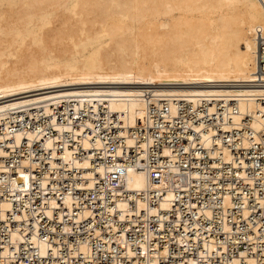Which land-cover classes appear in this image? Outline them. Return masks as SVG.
<instances>
[{"label":"bare ground","instance_id":"obj_1","mask_svg":"<svg viewBox=\"0 0 264 264\" xmlns=\"http://www.w3.org/2000/svg\"><path fill=\"white\" fill-rule=\"evenodd\" d=\"M2 3L0 156L9 158L13 153L22 152L27 157L28 153L27 158L21 159L25 163L30 161L29 155L35 157L37 146L50 148L51 154L62 146L65 158L74 160L78 146L69 147L71 143L67 141L73 138L81 142L85 129L94 127L91 118L98 114H104L115 126L123 125V130L118 131L126 136L125 142L131 146L135 138L126 134L127 129L141 125L149 104L161 105L160 100H165L172 113L185 102L192 107L208 103L212 113L218 102L227 104L236 100V113L230 106L219 127L225 132L244 128L246 122L242 118L248 113L251 133L248 139L238 133L234 143L238 145L242 139V145L248 149L259 143L257 147L264 150V70L260 71L259 67L260 42H264V0H10L5 5ZM58 108L64 109L61 121L53 116L54 109ZM68 108L73 110V115L82 112L87 118L80 113L75 124L68 115ZM27 115L33 119V127L31 120L22 121ZM46 115L50 117L51 126L49 122L38 123ZM152 119L151 124L159 123L156 116ZM165 120L161 121L160 133L166 129ZM184 122L198 131L205 147L213 144L212 135L216 131L213 125L203 132V124L196 125L198 122L192 120ZM52 127L56 135L45 138ZM92 133L94 143L83 140L82 145L103 149V140L94 131ZM134 136L141 140L137 131ZM24 141L26 145L23 146ZM151 142L154 144L152 137ZM215 142L227 145L222 135L215 138ZM222 151L229 156L227 149ZM39 156L42 157L40 153ZM89 158L77 165L86 167L91 164ZM36 164L32 163L33 169L37 168ZM259 168L253 178L255 181L263 178L264 182V165ZM13 172L14 168L1 159L0 176L14 175ZM15 178L11 180L12 188L18 186ZM125 182L129 190L138 191L147 189L149 184L146 173L131 167L126 171ZM174 197L176 192L168 190L159 206L169 209ZM6 203L2 201L1 208L5 209ZM115 203L121 210L120 218L131 216L126 199L115 200ZM236 204L231 203L232 206ZM138 205L139 208L144 206L141 200ZM187 205H196L199 215L210 211L209 207L203 208L196 203ZM145 207L151 213L158 211L155 206L145 204ZM105 208L110 214L113 212L108 203ZM87 214L85 211L76 220L86 218ZM7 217L6 213L0 214L6 225H10ZM13 218L20 220L21 216L15 214ZM235 218L224 215L227 225L221 229L233 239L235 246L240 236L257 251L259 240V254L264 264V230L251 228L260 235L248 237V232L237 223L233 231L228 221ZM259 223L256 221L257 227ZM109 224L113 227L108 228L109 231L117 227L114 221ZM193 227L184 226L183 232L170 233L168 240L183 245L171 254L181 255L190 248V257L176 264H199L206 260L211 264L208 254H220L217 248L224 247L225 243L217 232L210 234L194 222ZM91 228H94L93 234L107 241V249L111 250V242L121 244L124 249L122 255L114 254L113 261L107 264H145L133 251L135 242L127 238L128 228L110 239L100 234L98 225ZM193 231L195 233L190 236ZM142 234L150 240L154 236L150 230ZM7 235L23 239L12 230ZM32 240L36 242L34 237ZM140 245L152 264H158V257L170 253L168 242L157 251L155 258L144 252V243ZM242 259L254 264L248 258L247 249L232 255L226 262L237 264Z\"/></svg>","mask_w":264,"mask_h":264},{"label":"built area","instance_id":"obj_2","mask_svg":"<svg viewBox=\"0 0 264 264\" xmlns=\"http://www.w3.org/2000/svg\"><path fill=\"white\" fill-rule=\"evenodd\" d=\"M259 55V67L263 71L264 42H260ZM235 101L230 100L227 104L218 102L212 113L209 112L208 103L192 107L185 102L177 107L175 113L170 111L165 100H160L161 105L158 106L149 104L144 122L126 131L128 136L135 138V143L131 146L126 144V136L118 131L123 130V125L115 126L104 114H98L91 118L94 127L85 129L81 142L68 137L67 142L71 143L69 147L74 144L78 146L74 160L65 158L62 146L56 148L54 154H51L53 151L50 148L37 146L35 157L29 155L30 161L25 163L21 159L27 158L28 153L27 157L22 152L13 153L9 158L0 156V160L8 167L14 168V175L9 173L8 176H0V214H8L6 219L11 222L6 225L5 220L0 218V264H107L113 261L114 254L122 255L124 249L116 242L110 243L111 250L107 249V241L92 233L94 228L91 227L96 225L101 227L100 234L107 239L128 228L127 238L135 242L133 251L144 259L145 264L152 263L146 258L140 243L146 246L144 252L155 258L157 251H161L168 242L170 253L158 257V264H176L190 257L191 249L188 248L181 255H172L171 251H177L183 245L167 238L171 232H183L184 226L194 228L193 222L198 228L209 230L210 234L217 232L225 243L224 247L217 248L220 254H208L207 259L211 264H231L226 259L246 249L248 258L254 264H262L259 240L256 247L258 252L253 251L252 244L240 236L235 246L233 239L221 229L227 225L223 219L227 215L236 217L235 220L228 221L233 231L237 228V223L241 228L244 227V232H248V237L260 235L251 228L264 230V182L263 178L261 181L253 178L260 170L259 167L264 165V150L261 146L257 147L259 143L248 149L242 145V139L238 145L234 143V136L238 133L247 139L248 133H251L248 130V113L242 118L246 122L244 128L225 132L219 127L230 106L233 107V113H236ZM63 110L54 109L56 121L62 120L60 115ZM67 112L74 123H78V114L82 112L73 115L70 108ZM153 116L157 117L158 124H151ZM82 117L87 118V115L82 113ZM164 118L166 129L160 133L159 128ZM29 120L33 127L34 121L29 115L22 119L23 122ZM189 120L198 122L196 125L203 124V132L210 125L216 128L211 146L205 147L198 131L185 124L184 121ZM38 121L42 125L47 122L52 125L49 115ZM228 121L231 122L230 119ZM155 128L156 131H153ZM92 131L103 140V149L82 145L83 140L94 143ZM134 131L139 133L140 141L134 136ZM54 135L56 130L52 127L44 137ZM221 135L223 143L227 144L225 146L215 142V138ZM223 148L227 149L228 157L224 155ZM87 157H90L91 164L86 167L77 165ZM35 162L37 168L33 169L32 163ZM234 162L237 163L236 166ZM130 167L146 173L149 183L147 189L129 190L125 174ZM193 174L197 175L196 178L192 177ZM14 178L18 179V186L12 188L11 180ZM198 186L199 189H196ZM168 190L176 192V197L169 209H163L159 206V201ZM144 191L147 193H142ZM123 199L128 201L132 212L130 217H119L121 210L115 200ZM140 200L144 204L143 208H139ZM2 201L7 202L5 209L1 208ZM189 202L203 208L209 207L210 211L199 215L196 205L188 206ZM232 202L237 204L232 206ZM106 203L113 208L111 214L105 208ZM145 204L155 206L158 211L151 213ZM85 211L88 216L76 220ZM15 214L20 215L21 219H14ZM258 220L260 223L257 227ZM109 221L117 224L114 230H108L113 228ZM10 230L20 234L23 239H19L18 235L11 238L7 235ZM144 230L153 233L151 240L142 234ZM194 233L191 232L190 236ZM33 237L36 242L32 240ZM82 243L87 245L83 247ZM201 245L198 244V247L201 248ZM199 264L209 263L206 260ZM237 264L248 263L242 259Z\"/></svg>","mask_w":264,"mask_h":264},{"label":"rangeland","instance_id":"obj_3","mask_svg":"<svg viewBox=\"0 0 264 264\" xmlns=\"http://www.w3.org/2000/svg\"><path fill=\"white\" fill-rule=\"evenodd\" d=\"M10 0H0V2L3 4V5H5L6 3H8Z\"/></svg>","mask_w":264,"mask_h":264}]
</instances>
